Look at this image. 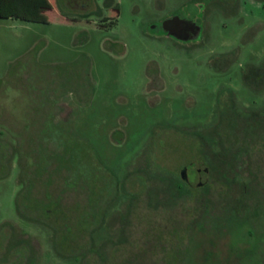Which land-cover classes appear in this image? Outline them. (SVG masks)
Instances as JSON below:
<instances>
[{
    "label": "rangeland",
    "instance_id": "1",
    "mask_svg": "<svg viewBox=\"0 0 264 264\" xmlns=\"http://www.w3.org/2000/svg\"><path fill=\"white\" fill-rule=\"evenodd\" d=\"M53 2L0 16V264H264V0Z\"/></svg>",
    "mask_w": 264,
    "mask_h": 264
},
{
    "label": "trees",
    "instance_id": "2",
    "mask_svg": "<svg viewBox=\"0 0 264 264\" xmlns=\"http://www.w3.org/2000/svg\"><path fill=\"white\" fill-rule=\"evenodd\" d=\"M54 8H55V4L53 0H0V16L4 18L14 17L28 21L49 22L50 21L49 12ZM255 74L257 76L261 75L260 70L254 67L247 73V77L249 79H252L253 77L256 76ZM45 102H43L44 105H47L48 103ZM56 110L58 111V109ZM56 110L49 109L48 111H42V110L39 111V113H41L42 115L39 114L38 117L40 116L42 117V119L37 118L36 120H38V122H41V126H44V129L47 126L48 120L50 119L55 120V114L53 115V112L56 113L55 112ZM0 122L2 124H6L7 127L11 128L12 130H16L13 129L12 125H10L8 122L6 121L3 122L0 121ZM30 123L31 122H28L27 126L31 125ZM52 137L53 136L51 134L43 133V137H42L43 139L41 138L43 141L42 143L45 145H47V143L54 144L56 146V149L54 151L50 150L44 153L43 156L39 158L38 162L44 164L45 170L49 171L48 165L51 164V158H52L51 154L55 152V154L58 155V159L61 161L62 166H65L66 169L72 170L73 167L72 168L70 167V159L72 158V156L70 154V151L68 150V145L65 146V143H62L61 140H57L58 142H54L55 140L54 141L51 140ZM53 139L55 138L53 137ZM44 148H46V146H44ZM26 155L27 157L31 156L32 158H34L32 153H27ZM73 176L75 175L72 173L70 180L69 178L67 179V183L71 182ZM180 180L182 181L181 178ZM179 185L181 186L182 184L180 183Z\"/></svg>",
    "mask_w": 264,
    "mask_h": 264
},
{
    "label": "water",
    "instance_id": "3",
    "mask_svg": "<svg viewBox=\"0 0 264 264\" xmlns=\"http://www.w3.org/2000/svg\"><path fill=\"white\" fill-rule=\"evenodd\" d=\"M189 22H190V20H188V19H186V18H184L178 14V15L169 17L165 20V28L168 31V33L176 34L177 36H179L183 39H190L192 37H190L188 35H184L182 33V31L179 30L181 26L187 25V23H189ZM187 172H188V169L186 167L182 171V174L184 177H187Z\"/></svg>",
    "mask_w": 264,
    "mask_h": 264
},
{
    "label": "flooded vegetation",
    "instance_id": "4",
    "mask_svg": "<svg viewBox=\"0 0 264 264\" xmlns=\"http://www.w3.org/2000/svg\"><path fill=\"white\" fill-rule=\"evenodd\" d=\"M182 17H184V18H186V19H188V20H190V22L189 23H187V25H184V26H181L180 27V31H182V33L184 34V35H188V36H190V37H194L196 34H198V32H199V29H200V26H199V24L194 20V19H192V18H187V17H185V16H183V15H181ZM187 167V169H188V172H187V177H184L185 178V180L188 182V183H191L192 182V177H191V174H190V166L189 165H187V166H185V168ZM209 167H207L206 168V170L207 171H209ZM184 170V169H183ZM182 170V171H183ZM202 170H203V168L202 167H200L199 169H198V171L201 173L202 172ZM183 175V174H182ZM202 177V176H201ZM205 181L204 180H200L199 181V184H203Z\"/></svg>",
    "mask_w": 264,
    "mask_h": 264
},
{
    "label": "crops",
    "instance_id": "5",
    "mask_svg": "<svg viewBox=\"0 0 264 264\" xmlns=\"http://www.w3.org/2000/svg\"><path fill=\"white\" fill-rule=\"evenodd\" d=\"M10 18H14V17H10Z\"/></svg>",
    "mask_w": 264,
    "mask_h": 264
}]
</instances>
